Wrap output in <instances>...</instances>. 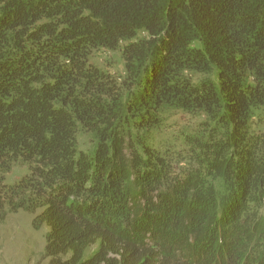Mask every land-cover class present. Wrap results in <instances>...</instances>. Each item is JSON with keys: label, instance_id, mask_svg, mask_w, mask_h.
Returning a JSON list of instances; mask_svg holds the SVG:
<instances>
[{"label": "trees", "instance_id": "obj_1", "mask_svg": "<svg viewBox=\"0 0 264 264\" xmlns=\"http://www.w3.org/2000/svg\"><path fill=\"white\" fill-rule=\"evenodd\" d=\"M17 162L0 214L40 209L50 264H264V0H0L1 181Z\"/></svg>", "mask_w": 264, "mask_h": 264}, {"label": "rangeland", "instance_id": "obj_2", "mask_svg": "<svg viewBox=\"0 0 264 264\" xmlns=\"http://www.w3.org/2000/svg\"><path fill=\"white\" fill-rule=\"evenodd\" d=\"M91 60L119 79L124 76V64L118 53L100 51L91 57ZM176 120L178 117L174 118L173 122ZM187 122L188 120L183 118L179 122H174L164 132L157 133L156 143H160L164 147L166 140L163 138L168 137L172 140V133L179 131ZM77 141L78 148L83 152L91 153L93 151L94 137L91 133L79 132ZM176 169L180 171L181 175L195 173L198 170V165L181 159ZM27 175H30L28 166L17 162L11 171L4 175L5 181L0 180V186L4 184L14 186ZM2 198L3 195L0 196V200ZM4 203L5 210L0 214L3 216L0 217V264H50V258L46 256L47 235L50 229L39 220L35 224V219L41 210L11 212L7 202L4 201ZM253 223L259 227V232L254 236L252 242L253 245H257L255 254L264 257V204L258 214L253 217ZM98 249L99 244L90 247L85 254V259L91 258Z\"/></svg>", "mask_w": 264, "mask_h": 264}]
</instances>
